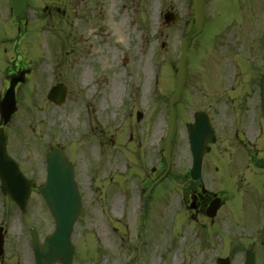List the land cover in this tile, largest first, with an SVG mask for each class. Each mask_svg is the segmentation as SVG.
<instances>
[{"label":"rangeland","instance_id":"1","mask_svg":"<svg viewBox=\"0 0 264 264\" xmlns=\"http://www.w3.org/2000/svg\"><path fill=\"white\" fill-rule=\"evenodd\" d=\"M35 1L29 0L28 29L19 39L20 57L34 68V86L29 93L19 92L20 110L9 123L8 143L24 164L26 175L37 184L44 175L43 146L62 147L73 162L82 207L72 235V264H127L138 214L136 182L131 178L143 174L149 182L162 170L156 143L165 132L164 105L173 90L189 0H68L74 4L53 9L58 16L52 18L51 9L34 6L55 0ZM226 1H213L212 7L210 0L206 2L205 29L189 45L186 68L207 79L198 78L197 73L187 75L186 95L179 101L182 110L184 103L189 108L197 102L196 107L203 109L202 104L217 101L216 96L225 102L230 96L226 92H231L227 85L239 79L237 72L248 70L256 77L264 71L255 42L264 0ZM0 6L5 8L1 1ZM166 11L175 15L173 23L164 24ZM250 42L253 50L248 49ZM219 77L222 86H213L211 81ZM58 83L67 89L61 105L46 99L49 88ZM246 85V90L232 94L239 96L236 102H250ZM87 104L93 108L91 113L85 111ZM136 112L143 114L139 122ZM182 114L185 118V111ZM183 121L179 119L173 140L172 176L156 188L158 193L150 200L136 264H216L219 257L240 264L243 251L250 246L255 248L256 264H264V248L256 244L254 232L263 200H256L250 192L244 210L242 201L232 202L236 177L239 182L242 170H228L234 177L232 189L224 187L220 170L210 167L202 178L205 188L227 199L220 212L226 210L225 222L221 216L212 224L203 217L194 222L186 212L191 187L186 180L190 163ZM13 133L17 137L11 139ZM156 166L158 171L150 174ZM226 173L224 169L223 179H229ZM16 212L11 205L3 264H32L29 230L35 229L42 241L53 226L51 217L36 192L29 198L23 224L17 221Z\"/></svg>","mask_w":264,"mask_h":264},{"label":"flooded vegetation","instance_id":"2","mask_svg":"<svg viewBox=\"0 0 264 264\" xmlns=\"http://www.w3.org/2000/svg\"><path fill=\"white\" fill-rule=\"evenodd\" d=\"M217 1L222 4L227 2L226 0ZM1 2H4V0H1ZM55 4L65 5L66 1L55 0L52 4V8L58 9L57 7H54ZM262 22L263 19L261 18L259 23ZM25 26L26 22L18 21L11 13L9 7L2 8L0 6V101L4 96V92L9 87L10 81L23 73V82L17 83L14 89L17 108L19 106V92L25 88L30 90L33 80V68L30 65H25L19 55V35L20 32L24 30ZM260 58L263 59L264 57ZM237 77L239 79L235 78V81L231 83V89H229L231 92H226L230 95L228 99L231 102H220L222 100L220 97L222 96H216L215 99H218L217 101L209 102L208 104L207 102H204L202 104L204 105V113L210 122L215 137V143L210 145V151L205 155V158L212 156L211 163L206 165L210 167L214 162H220L222 164L226 163L227 165L234 164L239 170H242L239 179L244 182L239 180L238 183H243L241 187H243L244 190H247V198L250 197V192H253V197H255L256 200L262 199L264 201V198L258 196L257 191L260 192L259 184L252 181V177L256 175L254 172L255 167L264 170V157L261 156V146H264V120L260 112L259 75L257 74L256 77L251 76V73L247 70V72H237ZM252 78L253 80H251ZM247 79H249V81H247ZM246 83L249 84V89L245 91L247 93L246 97L250 102H236V100H239V96H233L232 94L236 91L242 92L247 86ZM213 84L215 87H220L222 86V81H217ZM225 91L227 90H224L223 92ZM252 93L254 97H251ZM16 114L17 112L12 115L8 124L4 127L5 135L7 137V151L11 152L12 157L17 163H20V169L26 172L24 164H22L21 160L16 156L15 151H11L8 144L7 129L9 123ZM187 124L188 123H186V125ZM183 134L187 135L186 128L183 131ZM221 142H223L221 147H216V145L218 144L219 146ZM187 153L190 155L189 151ZM27 164V166L30 165V160H27ZM245 167L246 171L243 170ZM188 181V185L191 187L189 191V200L194 206V209L190 211L191 216L193 218L202 216L209 222H213V219L206 216L205 211L215 198H220L221 203H224L222 196L219 197L218 193L207 191L204 184L199 180H192L189 178ZM244 184L249 186H246L248 189L245 188ZM261 190L264 193V189L262 188ZM0 229V235L3 237L4 244H7L8 231L5 226V221L1 218ZM2 260L3 258L0 257V264Z\"/></svg>","mask_w":264,"mask_h":264},{"label":"water","instance_id":"3","mask_svg":"<svg viewBox=\"0 0 264 264\" xmlns=\"http://www.w3.org/2000/svg\"><path fill=\"white\" fill-rule=\"evenodd\" d=\"M27 0H8L13 14L22 20L25 18V7ZM203 4L204 0H193V14L195 31L186 36L182 42L180 64L176 72V90L169 98L170 130L162 144V152L165 158L166 171L152 184V186L161 180L169 169V159L171 152V141L175 129V108L174 104L178 100L181 87L185 78V56L187 51L188 41L197 35L202 30L203 24ZM166 20L169 21L168 15ZM264 50V38L262 41ZM14 81L11 82L10 88L5 94V98L1 103V110L5 121L8 120L11 113L15 109V99L13 92ZM65 88L63 85L53 87L49 94L48 99L59 104L64 99ZM261 99L262 108L264 112V76L261 82ZM141 114H138V118ZM192 148L195 149L196 154L199 155L201 151L202 139L200 137H193ZM49 182L40 187L39 191L43 195L45 201L49 205L50 212L55 221V231L45 239L44 244L35 243L36 264H54L60 262L61 264H71L73 248L70 242L72 227L77 217L80 203L77 195L75 185L72 178V170L69 167L66 159L61 152H54L49 157ZM199 156L195 158L196 170L198 172ZM0 178L3 182L4 191L9 193L10 196L20 205L23 209L25 201L30 189V183L27 182L19 173L17 165L7 157L4 149V136L0 135ZM151 186V187H152ZM150 187V188H151ZM147 190V195L150 191ZM143 217L140 220L139 228L142 227ZM261 241L264 243V229L261 236ZM136 252L132 258V264H135L136 256L138 254V243L135 245ZM250 261L248 264H253V254L250 253ZM217 264H229L228 259H219Z\"/></svg>","mask_w":264,"mask_h":264},{"label":"bare ground","instance_id":"4","mask_svg":"<svg viewBox=\"0 0 264 264\" xmlns=\"http://www.w3.org/2000/svg\"><path fill=\"white\" fill-rule=\"evenodd\" d=\"M125 18H126V12H125V15H124V21H125ZM124 21L122 22V25L124 24ZM121 25V24H120ZM122 76V74H120L119 76H118V78L119 77H121ZM85 79H86V77H84V81H85ZM114 93H115V90L113 91V95H114Z\"/></svg>","mask_w":264,"mask_h":264}]
</instances>
